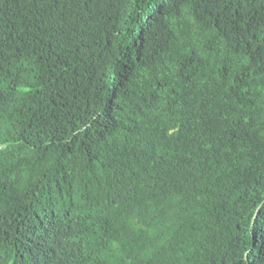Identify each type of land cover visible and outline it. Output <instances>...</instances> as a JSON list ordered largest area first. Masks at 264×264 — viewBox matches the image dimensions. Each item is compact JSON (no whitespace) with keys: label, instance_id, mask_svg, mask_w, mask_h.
Returning <instances> with one entry per match:
<instances>
[{"label":"trees","instance_id":"1","mask_svg":"<svg viewBox=\"0 0 264 264\" xmlns=\"http://www.w3.org/2000/svg\"><path fill=\"white\" fill-rule=\"evenodd\" d=\"M0 264H264V0H0Z\"/></svg>","mask_w":264,"mask_h":264}]
</instances>
